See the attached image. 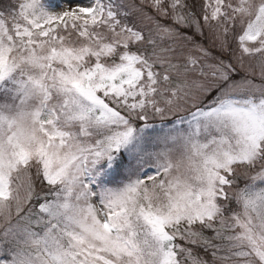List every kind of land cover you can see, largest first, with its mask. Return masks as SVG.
Segmentation results:
<instances>
[{
  "label": "snow or ice",
  "instance_id": "snow-or-ice-1",
  "mask_svg": "<svg viewBox=\"0 0 264 264\" xmlns=\"http://www.w3.org/2000/svg\"><path fill=\"white\" fill-rule=\"evenodd\" d=\"M0 264H264V0H0Z\"/></svg>",
  "mask_w": 264,
  "mask_h": 264
}]
</instances>
